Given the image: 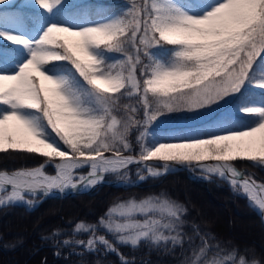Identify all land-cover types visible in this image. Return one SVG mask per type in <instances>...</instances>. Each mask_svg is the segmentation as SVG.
Returning <instances> with one entry per match:
<instances>
[{"label": "snow or ice", "instance_id": "snow-or-ice-1", "mask_svg": "<svg viewBox=\"0 0 264 264\" xmlns=\"http://www.w3.org/2000/svg\"><path fill=\"white\" fill-rule=\"evenodd\" d=\"M0 4V154L44 158L0 169V209L31 211L109 175L127 189L186 169L227 185L264 221V182L236 163L264 170V0ZM186 215L164 192L131 197L75 223L68 238L43 239L57 256L70 247L136 264L119 247L183 255L188 244L180 264H236L238 249L195 223L186 232Z\"/></svg>", "mask_w": 264, "mask_h": 264}, {"label": "trees", "instance_id": "trees-1", "mask_svg": "<svg viewBox=\"0 0 264 264\" xmlns=\"http://www.w3.org/2000/svg\"><path fill=\"white\" fill-rule=\"evenodd\" d=\"M104 2L115 4L125 0ZM130 139L134 142V135ZM43 159L23 153L0 154V169L13 170L22 166L30 168L43 162ZM236 163L238 167H245L257 179L264 180V170L253 168L247 161ZM47 172L54 173V169L49 167ZM161 192L186 207V232L191 233V224L195 223L201 232L212 233L222 247L238 249L236 264H239L241 256L249 260L258 259L260 264H264V225L260 215L249 206L245 198L232 195L227 185L218 181L208 182L201 178L199 171L188 170L168 174L158 180H148L133 188L105 183L90 192L49 197L31 211L22 205L0 209V264H95L97 259L102 264H120L114 254L104 256L86 253L77 256L70 254V247H60V255L57 256L58 244L44 240L43 237L59 230L62 239L68 238L73 225L79 221L95 223L116 203L131 197L139 199ZM249 227H253V238L242 233ZM198 244L199 240H196L192 247ZM188 249L189 245L185 244L182 255L181 248H176L172 254H165L162 251L149 253L143 246L137 251L119 247L126 258L134 257L136 264L142 260L149 264H180L188 254Z\"/></svg>", "mask_w": 264, "mask_h": 264}, {"label": "rangeland", "instance_id": "rangeland-1", "mask_svg": "<svg viewBox=\"0 0 264 264\" xmlns=\"http://www.w3.org/2000/svg\"><path fill=\"white\" fill-rule=\"evenodd\" d=\"M4 2L5 3H7V0H4ZM0 6H3V4H0ZM5 43H7V42H5ZM171 115H173V116H176V115H182V114H171ZM161 119H166V118H164V117H161ZM63 147V146H62ZM83 172H87V170L86 171H83ZM48 174H53V173H49V172H47ZM133 179H135V176L133 175V177H132ZM106 179L108 180V181H111V182H114V181H116V177L115 178H111V177H106ZM103 184H105V183H103ZM108 184H112V183H108ZM115 185H117V183H114ZM100 186V185H99ZM98 187V186H97ZM95 189V188H94ZM93 189V190H94ZM92 191V190H91ZM90 192V191H89ZM246 226H247V224H246ZM248 227V226H247ZM253 230V227H249V229L247 230V231H244V232H242L243 234H245L247 237H250V238H253L254 237V231H252ZM249 233V234H248ZM241 233H239L238 235H240ZM109 239H111V237H109Z\"/></svg>", "mask_w": 264, "mask_h": 264}, {"label": "water", "instance_id": "water-1", "mask_svg": "<svg viewBox=\"0 0 264 264\" xmlns=\"http://www.w3.org/2000/svg\"><path fill=\"white\" fill-rule=\"evenodd\" d=\"M149 163H153V162H149ZM240 170H242V171H246V168L245 167H242V168H240ZM247 172V171H246ZM256 179V178H255ZM257 180V179H256ZM258 182H264V180H257ZM110 183H115V182H110ZM82 193V192H81ZM75 194H77V193H73V192H71V191H69L67 194H65V195H63V196H61V195H59V194H57V195H55V196H57V197H65V196H70V195H75ZM54 197V196H53ZM261 217V216H260ZM263 222V225H264V221H262Z\"/></svg>", "mask_w": 264, "mask_h": 264}]
</instances>
